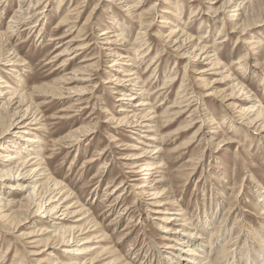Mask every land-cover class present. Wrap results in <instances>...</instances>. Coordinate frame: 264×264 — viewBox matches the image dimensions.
Masks as SVG:
<instances>
[{
	"label": "rangeland",
	"instance_id": "374dc122",
	"mask_svg": "<svg viewBox=\"0 0 264 264\" xmlns=\"http://www.w3.org/2000/svg\"><path fill=\"white\" fill-rule=\"evenodd\" d=\"M255 1L254 9L257 10L247 18L245 27L239 29V21L229 20V16L237 14L232 12L237 8H230L233 4L228 5L229 0H142L141 4L137 0L133 10L128 9L125 0H0V32L10 38L4 43L0 61L2 81L32 100L33 107H38V121L31 123L32 115L24 121L29 124L28 132L34 135L37 145H41L39 149L46 162L42 166L47 170L45 173L62 182L64 191L74 193L75 198L68 203L70 208L74 206L70 211L78 209V205H74L76 201L89 211L87 215L84 212H81L83 215H74L70 222L91 216L100 226L97 229L90 226V231L96 229L90 235L93 236V243L89 245L91 248L86 258L81 256L78 263L94 261V264H106L116 256L131 264L164 263L157 247L166 256L172 253L166 250L170 243L169 234L163 233L164 227L170 224L181 227L189 218L193 224H199L205 216L210 217V232L215 230L219 234L216 238L220 239L224 234L229 237L233 229L230 246L236 243L232 248L234 254H238L241 247L250 249V246L256 251H263V240H260L258 232L264 234V199L258 201L262 190L257 183L264 186V128H260V122L255 123L257 126H248L244 117L259 100L264 106V69L260 66L264 64V51L257 47L255 50L246 48L249 40L252 43L262 41L260 45L264 47V0ZM22 3L24 9L21 10ZM28 7L27 12L23 11ZM166 8L171 9L168 15L163 14L168 11ZM215 9L220 12V20L214 17ZM141 13H146V19L150 21L147 25L152 27L146 34L149 44L137 53L148 52L147 57L141 60L139 56L135 60L134 50L139 48L136 34L140 29L136 18ZM21 14L25 18L29 16V19L20 20L14 30L10 29V22ZM162 18H168L166 21L171 24H163ZM116 20L126 23L125 28L129 31L125 37L128 41L126 45L110 38L117 30ZM224 22H227L226 30L220 35ZM236 23L239 28H231ZM175 25L181 26L180 29L187 25L184 31L193 35L194 46L190 52L196 45L206 42L210 48L207 50L209 55L189 57L183 54L187 50L181 53L169 44L166 38L170 32L165 26L174 29ZM104 29L109 34L101 36L100 32ZM225 34L228 36L225 37ZM107 42L112 45H106ZM131 44H134L133 47L129 46ZM14 52L18 55L16 60ZM115 52L121 53L123 60L116 58ZM159 52L162 53L158 55ZM242 55L249 56L241 61ZM209 56L222 59L226 69L211 68L208 65L211 60H207ZM238 62L246 64V68L241 69ZM131 69L139 76L123 77ZM203 70H206L203 75H197ZM228 70L231 75L224 78L222 75H227L224 72ZM169 74L176 75L175 85L165 90L163 84ZM65 76L69 79L66 93L62 97H54L51 89ZM237 78L244 82L248 90H252V97L247 95V91L239 93L236 90L233 94V81ZM143 80L146 86L144 92L150 94V105L137 108L135 106L143 100V95L136 94L142 92L140 88L143 85L138 87L135 83H142ZM182 82L189 93L185 100L180 97L183 98L186 93L178 98ZM46 85H49V91ZM123 87L127 89L121 92ZM132 94L136 99L131 102L129 95ZM189 99L191 101L186 102ZM181 100L186 103L180 104ZM122 107L125 110L123 113L120 112ZM150 107L154 109L148 112ZM167 108L180 110L181 115L172 111L165 115ZM68 110L71 116L68 115L66 120L63 117V120L62 113H69ZM134 111L137 113L135 119L132 117ZM154 112L156 121L152 122ZM147 114L151 116L147 117ZM169 115L172 120L166 121ZM210 115L212 122L202 125L203 120L209 121ZM123 119L127 121L118 124ZM191 119L195 121L189 123ZM19 120L17 118V122ZM22 125H15L4 133L0 145L18 139ZM156 125L158 128L150 129ZM76 129L82 131H78V139L65 140V136ZM182 131L184 136L180 138ZM188 140L192 143L189 141L184 145ZM100 149L103 154L99 153ZM12 151L10 144L9 152ZM0 152L4 153L1 146ZM90 160L94 162L88 163ZM145 163L153 164L154 168L163 163L158 171L161 173L153 171L156 173L154 177L146 176L143 170L146 169ZM2 166L5 164L0 160ZM162 175L164 179L160 178ZM8 186L7 179H0V189L6 196L10 194L11 198L18 197L20 200L29 193L27 189L15 191ZM169 188L175 193L173 207L164 206L165 201L157 204L152 194H158V200H163L170 197ZM162 190L164 195L160 194L161 198L159 193ZM119 195L121 198H118ZM180 208L187 214L183 221H180L182 216L162 215L180 212ZM42 215L40 212L36 218L41 219ZM169 217L178 221L169 222ZM81 222L70 225L80 226L84 223ZM22 224L18 230L13 229L7 235V228L0 223V264L19 261L20 255L25 252L20 244L28 241L26 253L29 254L30 264H54L55 258L64 262L70 257L76 258L78 252L74 250L77 247L74 250L59 247L60 242L54 238L49 241L52 246H47L44 240L50 236H35L27 240L36 224ZM177 231L181 233L182 228ZM208 235L205 237H210ZM11 242L13 246L5 261L3 256ZM174 245L177 247L173 250L174 255L183 254L185 248ZM32 252L37 255L30 254Z\"/></svg>",
	"mask_w": 264,
	"mask_h": 264
},
{
	"label": "bare ground",
	"instance_id": "6f19581e",
	"mask_svg": "<svg viewBox=\"0 0 264 264\" xmlns=\"http://www.w3.org/2000/svg\"><path fill=\"white\" fill-rule=\"evenodd\" d=\"M136 1L137 0H125V2L127 3L126 5L129 6V8H128L129 10H133L134 8H136V6H135ZM194 1H198V0H194ZM7 2H8V0H7ZM256 2L257 1H255V0H253V1L252 0H229L228 5L233 4V6L230 8H235V7L237 8V9H235V11H232L233 13H237V14H235V15L233 14V16H229L230 17L229 20H231L230 22L239 21V23L241 24L240 28L237 27L238 23L233 24L231 26V28L241 29V28L245 27V21L247 20V18L249 16H251L252 14H254L255 10H257L256 8L254 9L255 5L257 4ZM138 3L141 4L142 0H139ZM155 4H156V2H155ZM28 6H29V4H28ZM23 7L24 6L22 3V5L20 6V9L21 10L24 9ZM166 9L168 11H166V10H165L166 12L163 11V12H165L163 14H167V15L170 14L171 9L170 8H166ZM177 9H178V11H180L179 7H177ZM28 10H29V7L27 10H23V11L27 12ZM135 11H138V10H135ZM232 12H230V13H232ZM196 13H197V11L195 12V14ZM219 13L220 12L218 11V9L214 10V17H217L216 20H220L221 16H219ZM30 14H28V15H30ZM145 14L146 13L138 14L137 18H136V19H138L137 22L139 23L140 29L136 34V41H139V43H138L139 48H135V50H134L135 51V55H134L135 60H138L139 56L141 57L140 58L141 60L145 59V57H147L146 54L148 53V52L147 53L143 52L140 55L137 54L138 52L141 51V48H143L144 46L149 44L146 42V34L148 33V30L152 26H151V24L147 25V22H150V21H148V19H146ZM28 15H26V16H28ZM240 15H242V16H240ZM28 17L25 18L24 15H22V14L19 16V18L14 17L13 20L10 22L9 28L14 30V28H16V25H17L16 23H19L20 20H24V19L28 20L29 19ZM162 19H163V22H162L163 24H171V23H169V21H166V19H168V18H162ZM63 20L64 19H62V21ZM64 22L65 21H63L62 23H64ZM178 22L181 25H184L183 23H181V21L178 20ZM225 24H227V22H224V25L222 26V30H221L222 34L220 33V35H223V32H225V30H226ZM13 25H15V26H13ZM125 25H126L125 22H120V20H116V26L115 27H117V30H115L113 32L114 35L111 36L110 38H115V42H122V43H125V45H126V43L128 44V41H126L125 37L129 35V33H128L129 31L127 28H125ZM186 27H187V25L184 28L186 29ZM180 28H182V27L179 25H175L174 29H170L168 26H165V29H169V32H170L169 36L166 38V39H168V41H170L169 44H173V46L177 48L176 50H178L181 53L184 52L185 50H187L183 54L186 56H189V57L194 55L195 58H199L201 55H207V56L209 55V53L207 51L209 46H208V43H206V42H203L202 44L196 45L193 48V50L190 52V49L194 46V45H192V39H193L192 36L193 35L185 32L184 28L183 29H180ZM233 29H232V31H235ZM144 30H146V31L144 32ZM245 31H246V29L244 30V32ZM207 32H208V30H207ZM100 34H101V36H106L109 33L107 32V29H104L100 32ZM207 34L208 33H206V35ZM227 36L228 35L225 34V37H227ZM9 39H10L9 36L6 33L0 32V61L2 58V53L4 52V47H5L4 43L7 42V40H9ZM173 39H175L174 42H173ZM163 41H165V40H163ZM251 41L252 40H249L247 42L246 48H252L255 50V48L257 47L262 52L264 51V47H262V45H260L262 43V41H258L256 43H255V41H254V43H252ZM106 45H112V43L109 42ZM133 45L134 44H131L129 46L133 47ZM248 45H250V46L248 47ZM148 48H150V46H148ZM217 48H220V47L217 46ZM6 50H7V48H6ZM8 50H9V48H8ZM195 51H198L199 53L196 54V53H194ZM214 52H216V51H214ZM161 53L162 52H159L158 55H160ZM13 54L16 56V57L14 56V59L17 58L18 55L15 52ZM64 54H66V50H65ZM114 55L115 56L117 55L116 58L118 57V59L120 58L123 60L121 53L115 52ZM215 56H216V54L213 55V57H215ZM245 56H247V55H244V56L242 55L240 60L243 61L242 59H244ZM207 60H211L210 64H208L211 68H215V69H219V70H225L227 67V65H224L222 63V59H220L219 57H216L213 59L212 56H209V57H207ZM13 61L14 60H10L9 62H13ZM154 62L155 61L153 60V63ZM237 64H238V66H240L241 69L246 68V64H244V63L238 62ZM12 65H13L12 67H14L15 63ZM130 66H132V65H130ZM260 66H262V68L264 69V64H262ZM133 71H134L133 69L127 70L128 73L123 74V77H133L135 75L139 76V74H137V72L133 73ZM205 72H206V70L198 71L197 75H203ZM229 72H230L229 70L227 72H224L227 75H222V76H224V78L230 77L231 74ZM242 72H244V71H242ZM86 73H87V71H86ZM150 77H152V76H150ZM2 79H3V77L0 74V100L2 101V105H0V140L3 139L4 133H6L7 131H10L11 128L15 127V125L23 124L22 125L23 127L19 128V129H23V130H22L20 137L18 139H14L13 141H10L9 143H5V144L0 145L1 150L4 151V153H7L5 155L4 153L0 152V160H2V162L5 164V166L0 167V179H7L9 181L8 187L10 190H15V191L21 190V191H23L24 189H27V192L29 191V193H28V195L23 196L22 199L19 200V199H17L18 197L17 198L16 197L11 198L10 194H8L9 196H6V194L0 189V223L4 224L5 227L7 228V231H5V233L7 235H10L9 232H12L13 229L18 230L20 227L23 226L22 223L33 222V224L34 225L36 224V226L34 227L33 231L31 232V236L26 237L27 240H29L30 238H34L35 236H37V237L50 236L48 239L44 240V242L46 243L47 246L48 245L52 246L51 243H49V241L51 238H54L60 242L59 247H70L72 250H74V248H76V247L78 248L77 250H74V251L78 252V254H75L76 258L70 257L65 262L61 261V258H55L54 264H94V261H89L88 263H86V262L78 263V262L81 260V256H84L83 259H85L86 256L88 255L89 250L91 248V246H89V245H91L93 243V240H92L93 236H90V235H92L91 233H93L98 227H100L99 223L95 218L88 216L85 219L81 220L84 223L81 224L80 226H76V224L70 225V223L81 222V221L70 222V221H73V220H71V218H74V215H80L81 212H84V214L87 215V213H89V211H86L84 206L83 207L80 206L81 205L80 201H76V203H74V205H78L77 206L78 209L74 208L73 211L72 210L70 211V209L71 208L73 209L74 206H72L70 208V205H68V203L75 198L73 196L74 193L70 192V190H68V191L66 190L67 192L64 191L65 187L62 186V182L54 179L52 176H49L47 173H45V172H47V170H45V168L42 167L43 163L45 162V159L43 158V154H41L42 150L39 149V148H41V145H40V147H39V145H37L38 142L35 138H33L34 135L28 132V126L27 125H29V124L25 123V121H24V120L28 119L29 116L32 115L30 122L31 123L37 122L38 121L37 118L40 116V114L38 112L39 111L38 107L37 106L33 107L34 104H33L32 100L27 99L26 96L20 95V93H18L19 91L17 89H13L12 86L9 85L8 82H4V81H2ZM139 79L141 80V77H139ZM67 80H69V79H67L65 76L64 78H62V81L59 80L60 82L55 83V86L51 89V92H52L54 97L55 96L62 97L66 93L67 87H65V86L67 84ZM175 80H176V75H170L169 74L168 77H165V82L163 84V86L165 87L164 89L166 90V87H169L171 89L172 86L175 85L174 84ZM128 82H134V81H128ZM182 83L183 84L179 87V91L180 90L181 91L179 92L178 98L180 96H182L184 93H186V94L183 95L184 97L182 96L183 98L180 97V99H184V98L189 96V93L187 94L188 88L184 87L185 86L184 82H182ZM2 84H5V85L3 86ZM135 84H138L137 85L138 87L143 85L140 88L141 89L140 91H142V92H138V94H136L139 96L143 95V100L138 102V105L135 107H137V108L138 107H147L148 105H150V104H148L150 94H145V92H144V89L146 87L144 85L145 81L143 80L142 83L138 82ZM127 86H130V85H127ZM193 86H195V85H193ZM46 88L49 91V88H50L49 85H46ZM126 89H127V87H125V88L123 87V89H121V92L125 91ZM182 89H183V91H182ZM3 90H5V91H3ZM236 90H238L239 93H243V92L247 91V95L251 94L249 97H252V95H253L252 90H248V88L245 87L244 82L242 80L240 81L238 78L235 79V81H233V94ZM130 91H132V90H129V92ZM193 93H197V92L194 91ZM197 96L198 95H196V97ZM129 97H128L129 101H131V102L136 99L133 94L129 95ZM189 101H191V99H189L186 102H189ZM252 101L256 102L255 99H252ZM178 102H176V104ZM186 102L182 101L180 104L183 105ZM153 109H154L153 107L148 108V110H149L148 112H151ZM70 110H72V109L70 108ZM120 110H121L120 112H122V113L125 112L123 107H122V109L120 108ZM142 111L145 113H148L146 110H142ZM142 111H141V113H142ZM171 111L173 113H175V115H179L181 113L180 110H172L171 108H167L164 114L165 115L171 114ZM248 112H249V114L244 116L245 120L247 122V125L252 126L253 124L260 122L259 126L261 129H263L264 128V106H263V103L259 100L258 102H256V104L252 105L249 108L247 113ZM154 113H155L154 116H151L150 115L151 113L147 114V117L151 116V121L154 120V117L156 116V112H154ZM62 114L63 115L62 116L60 115V116L62 119H63V117H65V120H66V117L68 115L71 116L70 111H69V113L66 112V113H62ZM136 114L137 113H135V111H134V116L132 114V117L133 118L136 117ZM249 115H251V116L249 117ZM72 116H73V114H72ZM130 116H131V114H130ZM17 118H18V120L20 119L21 121L19 120L17 122ZM68 118H69V116L67 117V119ZM200 118L203 119L202 115H200ZM127 119H123L122 121H118V124L127 121ZM165 119H166V121L167 120L169 121V120H172V117L169 115V117H167ZM212 120H213V117H212V115H210L209 121L203 120L202 125L206 122H212ZM155 121L156 120H154L152 122H155ZM194 121H195V119H191L189 121V123H192ZM225 121H227V119H225ZM164 122H165V120H164ZM169 123H171V122H169ZM202 125L200 127L201 129H202ZM255 125L257 126V124H255ZM16 127H18V126H16ZM153 127L158 128V126L156 125V126L150 127V129H152ZM163 127H164V125H163ZM161 128L162 127L160 126V129ZM78 129H81V128H78ZM78 129H76L77 131L76 130L70 131L68 136L67 137L65 136V140L66 139H72V138L74 140H76V138L78 139V133H79L78 131L82 130V129L81 130H78ZM201 129H199L197 132H195V134H197ZM84 131L85 130H83V132ZM183 131L181 133H179L180 138L182 136H184ZM86 132H87V130H86ZM24 134H27L29 136L32 135V136L26 137V136H24ZM162 138L163 137H161V139ZM193 139H195V138H193ZM191 140L186 141L184 143V145H187L189 143V141L191 142ZM39 142H40V140H39ZM10 144H11V147L13 148V151L11 153L9 152ZM66 145H68V144H66ZM99 153H102L101 149L99 150ZM94 160H90L88 163H92V162H94ZM95 162H97V161H95ZM86 163H87V161H86ZM45 164H46V162H45ZM161 164H163V163H161ZM161 164L158 165L159 166L158 168H156V167L154 168L153 164L145 163L144 166L146 167V169L143 168V170H144V172L147 173L146 176L148 175V176H151V178H152V177H154V175L156 173H161V172H158L159 170L162 169ZM144 166H142V167H144ZM142 167H140V168H142ZM102 168H104V167H102ZM143 170H142V172H143ZM103 171H105V170H103ZM153 171H157V172L156 173L154 172L155 173L154 174ZM156 177H158V176H156ZM37 178H40V179H37ZM160 178L164 179L165 177L162 175V177H160ZM148 180H149V178H148ZM158 183H161V181L156 182V184H158ZM26 184H28V185H26ZM257 184H258V187L262 190L260 193L262 195L258 194V201H262L264 199V186L261 185V183L260 184L257 183ZM171 191H172V188H169L168 194H170L169 195L170 197H167L163 200H158L159 199L158 194H152V195L155 197L154 199H155V202L157 204L160 205L161 203H164V201H165L164 206H171V205H173L172 202H174V200H175V193H173ZM160 194L164 195V190H162L161 193H159V195ZM161 195L159 197H161ZM118 198H121V196L119 195ZM171 207H173V206H171ZM178 207H180V206H178ZM179 211L180 212H172V213L166 212L165 214H162V215L182 216L181 218H183V219L180 221H183L185 218H187V214L181 208L179 209ZM40 212L43 213V215L41 216V219H37L36 217ZM81 215H83V213ZM69 216H71V217L68 218ZM42 218L46 219V220H43ZM76 218H77V216H76ZM205 219H206V221H205ZM167 221L177 222L178 220L176 218L169 217ZM184 222H185V224L181 225V227L180 226L175 227L172 224H170L169 226L166 225L164 227L165 230L163 231V233L169 234L168 235V239H169L168 242L170 243V244H168L169 246L167 245L168 247L166 248V250H171L173 254L171 253V254H168L166 256L161 251V249L157 247L158 253L160 254L162 261L163 262L165 261L164 263H161V264H181V263H184V264H251V263L252 264H264V249H263V251L262 250L256 251L254 249V247L252 248L251 246H250V249L241 247V249L238 253L239 255L236 254L237 252L235 254L233 253L234 250L232 251V248L236 246V243L230 246V244L232 243V240H233L232 239V235L234 232L233 229L230 231L231 234L229 237H227V235L225 237V234H224V235H221V238L219 239V238H216V235H219V234L216 233L215 230L213 232H210V228L212 227L210 217L208 219L207 216H205L204 221L203 222L201 221V223H199V224L198 223L193 224L191 218L187 219V221H184ZM206 224L209 226L208 228L205 226ZM73 226H76V227H73ZM90 226L91 227L94 226L93 228H96V229L95 230L93 229L90 231L89 230V228H91ZM1 228L2 227L0 226V229ZM180 228H182V231H181V233H178L179 231H177V230H179ZM261 230H262V227H261ZM2 231H4V230H2ZM14 233H16V232L14 231ZM208 233H209V235H208ZM258 234H261L260 240L261 241L263 240L261 243H262L263 248H264V234H262L260 232H258ZM207 235L210 237H205ZM82 236H84L83 239H81ZM85 236H86V239H85ZM216 239H219V240H216ZM82 241H83V243H81ZM28 242L20 244L21 248H23V251H25V252H24V254L20 255L21 258L19 259V261L18 260H17V262L15 261L14 264H28V263L30 264L29 254L26 253V250H27L26 244H28ZM174 244H177V246L185 248L182 250L183 254H180V255L178 254V256L174 255L173 250H175L177 248V247H175ZM9 245H10V247L6 251L5 256H3V258H5V261L8 260L7 259L8 253L10 252V249L13 246L12 242ZM251 245H253V244H251ZM66 250L68 251L69 249H66ZM255 251H256L257 255L254 256L253 252L255 253ZM30 254H32L34 256L37 255L36 253H33V252ZM49 255H51V253ZM25 258H27L26 262H25ZM176 258H178L179 261L176 262L175 261ZM106 264H131V262H129L127 260H122L121 257L116 256V257L112 258V260Z\"/></svg>",
	"mask_w": 264,
	"mask_h": 264
}]
</instances>
